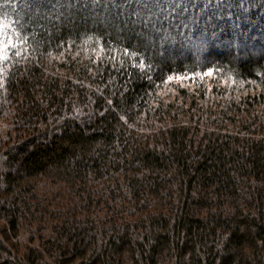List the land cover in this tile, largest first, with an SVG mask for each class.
I'll return each mask as SVG.
<instances>
[{
	"label": "trees",
	"instance_id": "1",
	"mask_svg": "<svg viewBox=\"0 0 264 264\" xmlns=\"http://www.w3.org/2000/svg\"><path fill=\"white\" fill-rule=\"evenodd\" d=\"M0 41V264H264V0H0Z\"/></svg>",
	"mask_w": 264,
	"mask_h": 264
},
{
	"label": "rangeland",
	"instance_id": "2",
	"mask_svg": "<svg viewBox=\"0 0 264 264\" xmlns=\"http://www.w3.org/2000/svg\"><path fill=\"white\" fill-rule=\"evenodd\" d=\"M191 89H193V87H191L189 90H191ZM233 89H235V88H233ZM170 91L171 90H168V89L166 90L167 93H169ZM229 91H232V90L229 89ZM189 92H191V91H189ZM218 101H220V99L219 98H216L214 94H208L206 96V98H205V102L203 103V107L205 108L206 105H207L206 112H210L212 114L211 115V118H212V120H214L216 122V124H215L216 128H219V127L223 128L224 126H222L220 122H217V120L214 119V116L217 117V115H216V113H217L216 107L218 106L217 105L218 104ZM200 123L202 125L208 124V123H210V119H208L207 122H206L205 119L202 118L200 120Z\"/></svg>",
	"mask_w": 264,
	"mask_h": 264
},
{
	"label": "snow or ice",
	"instance_id": "3",
	"mask_svg": "<svg viewBox=\"0 0 264 264\" xmlns=\"http://www.w3.org/2000/svg\"><path fill=\"white\" fill-rule=\"evenodd\" d=\"M5 44H6L5 41H0V54L6 51Z\"/></svg>",
	"mask_w": 264,
	"mask_h": 264
}]
</instances>
